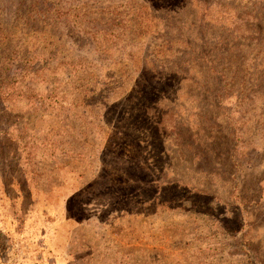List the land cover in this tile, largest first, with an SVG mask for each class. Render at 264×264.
Here are the masks:
<instances>
[{"label": "rangeland", "instance_id": "1", "mask_svg": "<svg viewBox=\"0 0 264 264\" xmlns=\"http://www.w3.org/2000/svg\"><path fill=\"white\" fill-rule=\"evenodd\" d=\"M202 1L0 0V264H264V0Z\"/></svg>", "mask_w": 264, "mask_h": 264}, {"label": "trees", "instance_id": "2", "mask_svg": "<svg viewBox=\"0 0 264 264\" xmlns=\"http://www.w3.org/2000/svg\"><path fill=\"white\" fill-rule=\"evenodd\" d=\"M188 1V5H189V3H195L197 6H198V4H200V3H204V1H202V0H187ZM201 19V18H200ZM199 21V20H198ZM202 21V23H203V20H201ZM197 23V22H196Z\"/></svg>", "mask_w": 264, "mask_h": 264}]
</instances>
